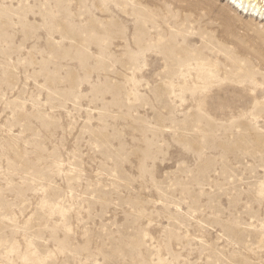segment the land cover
I'll return each mask as SVG.
<instances>
[{"label":"rangeland","instance_id":"rangeland-1","mask_svg":"<svg viewBox=\"0 0 264 264\" xmlns=\"http://www.w3.org/2000/svg\"><path fill=\"white\" fill-rule=\"evenodd\" d=\"M260 17L0 0V264H264Z\"/></svg>","mask_w":264,"mask_h":264},{"label":"snow or ice","instance_id":"snow-or-ice-1","mask_svg":"<svg viewBox=\"0 0 264 264\" xmlns=\"http://www.w3.org/2000/svg\"><path fill=\"white\" fill-rule=\"evenodd\" d=\"M29 79H31V77H29ZM256 87H259L261 89L262 92H264V81H262L259 85H254L253 88L255 90ZM25 103H27V101H25ZM260 110L261 112V119H264V100L262 101H257V103L255 105L252 106V108L250 109V111L248 113H246V116H251L253 119H256L257 117H255V112L257 110ZM262 131H264V129H262ZM71 166V165H69ZM75 170H73L74 172ZM73 173H69V176H71ZM262 189V194H264V184H262L261 186ZM42 206L46 207L47 206V201H42ZM72 228L71 227H65V232L67 233H71ZM40 237L34 236L33 237V241H35L36 239H39ZM61 243H57V247L54 249H50L47 250L46 255L44 257L43 260H41L39 262V264H61V261L58 260L56 257L59 255V248L61 247ZM29 247H32V242H29ZM15 251V249L13 250ZM43 251V249H42ZM10 264H12V262H10ZM25 264H36V262L34 261H25ZM69 264H71V262H69Z\"/></svg>","mask_w":264,"mask_h":264},{"label":"bare ground","instance_id":"bare-ground-1","mask_svg":"<svg viewBox=\"0 0 264 264\" xmlns=\"http://www.w3.org/2000/svg\"><path fill=\"white\" fill-rule=\"evenodd\" d=\"M231 3L241 9V12L264 20V0H231ZM256 19V18H255ZM259 19V18H258Z\"/></svg>","mask_w":264,"mask_h":264}]
</instances>
